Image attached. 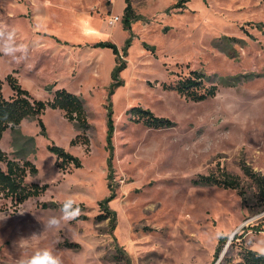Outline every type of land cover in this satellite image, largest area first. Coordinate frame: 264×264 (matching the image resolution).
I'll use <instances>...</instances> for the list:
<instances>
[{
	"label": "rangeland",
	"instance_id": "rangeland-1",
	"mask_svg": "<svg viewBox=\"0 0 264 264\" xmlns=\"http://www.w3.org/2000/svg\"><path fill=\"white\" fill-rule=\"evenodd\" d=\"M179 1L132 0L143 19L128 31L125 0H0V23L30 45L19 64L0 54L4 97L14 94L11 74L38 101L52 99L48 89H66L83 100L90 124L89 150L72 146L81 132L59 110L41 117L47 137L33 119L5 133L0 150L32 161L39 174L27 182L49 189L17 213L0 211L7 217L0 220V264H16L17 242L33 234L28 251L50 248L63 264H214L222 237L229 240L219 261L237 234L249 249L264 241L263 197L243 171L246 165L264 177V0H186L175 8ZM113 17L122 21L112 26ZM132 36L127 68L114 80L113 50L94 45L109 42L122 52ZM194 71L209 78L206 87H219L215 98L196 103L174 90ZM133 108L173 127L136 123ZM53 144L83 167L60 170ZM226 174L240 190L195 183ZM113 195L117 222H101L99 203ZM69 197L84 212L60 230H44L60 210L42 205Z\"/></svg>",
	"mask_w": 264,
	"mask_h": 264
},
{
	"label": "trees",
	"instance_id": "trees-1",
	"mask_svg": "<svg viewBox=\"0 0 264 264\" xmlns=\"http://www.w3.org/2000/svg\"><path fill=\"white\" fill-rule=\"evenodd\" d=\"M186 0H180L175 8H181L186 3ZM126 7L124 9L123 26L125 30L132 31L133 23L142 20L143 17L137 15L135 12L132 0H125ZM133 36L127 41L125 48L122 52L112 43L101 42L95 45L96 48L111 49L116 57V68L113 72V79L118 80L120 73L127 68V63L124 61V57L128 56L130 48H132ZM145 49L155 53L153 48L149 45L144 44ZM208 77L198 71L191 72V75L179 81L174 87L181 96L192 102H205L209 99L215 98L219 92V87L217 85H212L206 87V82ZM6 82L10 85L13 90V96L6 99L3 95L4 82L0 80V141L3 139L5 133L8 130L18 129L25 120H37L38 125L41 129L42 136L47 137V128L41 119V117L47 112L48 109L59 110L64 112L65 118L72 124H75L76 128L81 132L80 135L72 141V146L83 145L90 148V139L87 136V131L90 129V124L88 121V115L85 107V103L77 95L70 93L66 89L54 90V87L48 89V91L53 94L52 99L49 101H38L34 99L28 91L24 90L18 79L13 75H9L6 78ZM119 83L116 86H120ZM166 88V85H165ZM110 102V99H109ZM109 111V125L110 130L114 131L113 126V109L112 105L108 108ZM132 119L136 123H142L147 128L151 129H171L173 123L171 121L154 116V114L142 108H133L130 112ZM31 141H34L31 139ZM49 151L57 157V167L60 170H68L72 166L75 169H81L83 163L79 157H76L67 152L64 148L56 146L53 144L49 146ZM243 171L245 174L253 179L257 186H259L260 194L264 201V177L254 173L252 169L248 166L243 165ZM39 174V169L32 163V161L27 160L24 163L20 161L10 159L7 153L0 150V211L9 212L13 210L16 213L19 209L31 199H37L42 197L49 189V185H40L37 183L29 184L27 179L30 176L35 177ZM223 179H217L214 177H203L195 183L207 186H217L224 189L240 190L241 184L238 179L233 176L226 174ZM115 199L114 195L110 198L100 201L99 206L102 208L103 214L98 216V220L103 221H113L117 222V214L112 211L109 207L110 202ZM6 204H2L5 203ZM9 204L10 207H7ZM61 205L51 203L43 204L44 209H59ZM81 211L84 212V205L79 204ZM5 208V209H4ZM14 212V213H15ZM227 237H222L219 246L217 248V253L215 254L214 264H264V258H258L257 255L246 248L244 245L243 236L237 234L232 239L230 244L229 253L218 263L222 252L224 251L227 243ZM241 240V242H240ZM238 249H237V248ZM234 249L238 251V258L232 255ZM237 259H239L237 261Z\"/></svg>",
	"mask_w": 264,
	"mask_h": 264
},
{
	"label": "clouds",
	"instance_id": "clouds-1",
	"mask_svg": "<svg viewBox=\"0 0 264 264\" xmlns=\"http://www.w3.org/2000/svg\"><path fill=\"white\" fill-rule=\"evenodd\" d=\"M0 54L9 57L17 64L27 60L30 54V45L18 38L17 28L6 23H0ZM80 215L81 209L77 201L71 197L66 198L61 203L60 215L49 217L46 224H44V230H60L62 226L76 220ZM5 219L7 217H0V220ZM38 236L33 234L30 238H22L17 242L16 246L19 244L22 251L16 260V264H63L61 257L50 248L28 251L30 244L25 242ZM250 250L258 258H264V241L252 244Z\"/></svg>",
	"mask_w": 264,
	"mask_h": 264
},
{
	"label": "built area",
	"instance_id": "built-area-1",
	"mask_svg": "<svg viewBox=\"0 0 264 264\" xmlns=\"http://www.w3.org/2000/svg\"><path fill=\"white\" fill-rule=\"evenodd\" d=\"M121 21H122L121 17H113V19L110 21V25L115 26Z\"/></svg>",
	"mask_w": 264,
	"mask_h": 264
},
{
	"label": "crops",
	"instance_id": "crops-1",
	"mask_svg": "<svg viewBox=\"0 0 264 264\" xmlns=\"http://www.w3.org/2000/svg\"><path fill=\"white\" fill-rule=\"evenodd\" d=\"M98 43H99V42H98ZM98 43H96L95 45H97ZM95 45H94V48H96ZM96 49H97V48H96ZM25 121H26V120H25ZM25 121H24V122H25ZM24 122H23V123H24ZM23 123H22V124H23Z\"/></svg>",
	"mask_w": 264,
	"mask_h": 264
},
{
	"label": "water",
	"instance_id": "water-1",
	"mask_svg": "<svg viewBox=\"0 0 264 264\" xmlns=\"http://www.w3.org/2000/svg\"><path fill=\"white\" fill-rule=\"evenodd\" d=\"M226 253H227V252H226ZM223 256H225V253H224V255H223ZM220 261H221V260H220ZM220 261H219V262H220ZM219 262H218V263H219Z\"/></svg>",
	"mask_w": 264,
	"mask_h": 264
}]
</instances>
